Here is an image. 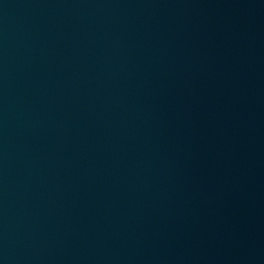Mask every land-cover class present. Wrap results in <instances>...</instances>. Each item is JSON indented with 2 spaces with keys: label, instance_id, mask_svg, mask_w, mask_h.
Here are the masks:
<instances>
[{
  "label": "water",
  "instance_id": "water-1",
  "mask_svg": "<svg viewBox=\"0 0 264 264\" xmlns=\"http://www.w3.org/2000/svg\"><path fill=\"white\" fill-rule=\"evenodd\" d=\"M0 264H264V0H0Z\"/></svg>",
  "mask_w": 264,
  "mask_h": 264
}]
</instances>
